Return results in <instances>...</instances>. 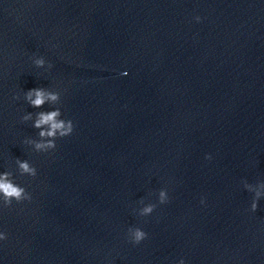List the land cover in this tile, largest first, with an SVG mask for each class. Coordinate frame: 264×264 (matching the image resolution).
<instances>
[{"label": "clouds", "instance_id": "clouds-1", "mask_svg": "<svg viewBox=\"0 0 264 264\" xmlns=\"http://www.w3.org/2000/svg\"><path fill=\"white\" fill-rule=\"evenodd\" d=\"M197 21L200 20V17H195ZM44 61L42 59L37 60V65H42ZM52 65L50 64V67ZM33 96L35 98H33ZM26 100L33 106L39 107L45 103L46 100L56 101L58 99L57 94L47 93L42 88H33L28 90L25 93ZM61 115L59 110H54L51 112H41L38 114V119L35 121L34 127L40 128L42 125H48V131H41V137H51L53 139L48 140L46 143H36L35 148L39 151H48L54 150L56 148L55 138L59 136L60 138L67 137L71 135L74 131V124L71 120H63L57 119ZM30 118L29 116H25L24 119L27 120ZM19 168L21 170V174H27L30 177H35L37 174V170L34 166H30L27 161H20ZM8 173H4L0 175V193L6 199L7 203H11L12 199H15L17 202L22 200H31V194L26 193L25 188L19 186L18 184L12 183L8 179ZM163 193H161V197L163 199ZM154 206H149L143 209L142 215H147L153 211ZM253 209H255V205H253ZM147 234L140 228H136L131 233L130 242L133 244H139L142 240L146 238ZM7 236L5 233L0 232V240L6 239Z\"/></svg>", "mask_w": 264, "mask_h": 264}]
</instances>
